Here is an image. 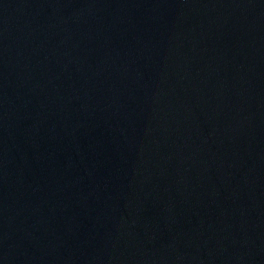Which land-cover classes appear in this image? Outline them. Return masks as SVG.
<instances>
[{
    "label": "water",
    "instance_id": "1",
    "mask_svg": "<svg viewBox=\"0 0 264 264\" xmlns=\"http://www.w3.org/2000/svg\"><path fill=\"white\" fill-rule=\"evenodd\" d=\"M0 264H264V0H0Z\"/></svg>",
    "mask_w": 264,
    "mask_h": 264
}]
</instances>
